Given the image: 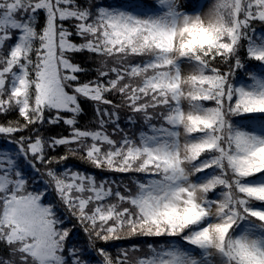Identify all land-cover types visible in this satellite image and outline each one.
<instances>
[{"label": "snow or ice", "instance_id": "snow-or-ice-1", "mask_svg": "<svg viewBox=\"0 0 264 264\" xmlns=\"http://www.w3.org/2000/svg\"><path fill=\"white\" fill-rule=\"evenodd\" d=\"M0 264H264V0H0Z\"/></svg>", "mask_w": 264, "mask_h": 264}]
</instances>
